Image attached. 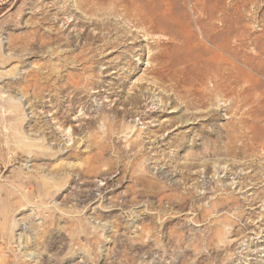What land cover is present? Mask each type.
<instances>
[{
    "label": "rangeland",
    "instance_id": "rangeland-1",
    "mask_svg": "<svg viewBox=\"0 0 264 264\" xmlns=\"http://www.w3.org/2000/svg\"><path fill=\"white\" fill-rule=\"evenodd\" d=\"M123 1L0 0V264H264V0Z\"/></svg>",
    "mask_w": 264,
    "mask_h": 264
},
{
    "label": "bare ground",
    "instance_id": "bare-ground-1",
    "mask_svg": "<svg viewBox=\"0 0 264 264\" xmlns=\"http://www.w3.org/2000/svg\"><path fill=\"white\" fill-rule=\"evenodd\" d=\"M124 1H128V0H124ZM123 1V2H124ZM129 3V2H128ZM127 4V3H126ZM154 11V10H153ZM136 15H138V14H136ZM140 16V15H139ZM148 19H146V22H148L147 21ZM156 23V22H155ZM145 24V23H144ZM143 25V24H142ZM63 133H65V135H63L64 137H67L66 139L69 141L70 140V138H71V131H70V129H68V131L66 130V129H64L63 131H62ZM67 141V142H68ZM70 142V141H69Z\"/></svg>",
    "mask_w": 264,
    "mask_h": 264
}]
</instances>
